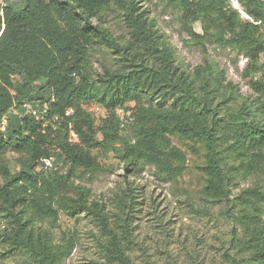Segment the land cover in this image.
<instances>
[{
    "label": "trees",
    "instance_id": "obj_1",
    "mask_svg": "<svg viewBox=\"0 0 264 264\" xmlns=\"http://www.w3.org/2000/svg\"><path fill=\"white\" fill-rule=\"evenodd\" d=\"M161 1L181 13L203 49L205 40L229 47L247 58L246 72L264 75V0H237L259 24L230 0ZM111 5L121 11L124 41L103 24ZM102 46L113 63L93 72L92 54ZM252 87L259 96L237 104L224 71L206 58L191 71L181 68L141 0H0V255L17 256L16 264H63L74 242L53 236L62 211L85 213L100 228L102 261L94 264H140L131 257L138 245L133 190L116 193L107 208L75 180L101 170L95 148L133 175L149 165L159 179H176L186 159L177 138L203 151L201 197L231 222L224 264H264V186L231 194L241 171L264 174V79ZM91 104L105 111L100 124Z\"/></svg>",
    "mask_w": 264,
    "mask_h": 264
},
{
    "label": "rangeland",
    "instance_id": "obj_2",
    "mask_svg": "<svg viewBox=\"0 0 264 264\" xmlns=\"http://www.w3.org/2000/svg\"><path fill=\"white\" fill-rule=\"evenodd\" d=\"M141 5L165 33L181 68L191 71L206 58L224 71L225 82L230 81L235 88L237 104L255 100L259 96L253 89L252 82L255 79H264V75L261 72H246V67L249 66L246 57L229 47L218 46L206 40L203 49L184 30L180 21L181 13L164 1L141 0ZM241 17L245 18L243 14ZM103 20L104 26L118 40L127 39V29L117 6L111 5L104 12ZM193 28L201 32L198 22ZM112 57L113 54L107 48H96L92 54L93 72H101L102 64L111 65ZM259 60L263 61L264 55ZM38 95L46 96L47 93L41 91ZM260 98L264 100V96ZM38 99L35 95L33 102L26 105L27 108L33 110V103H37ZM88 109L94 116L96 125L100 124L105 116L104 109L94 104ZM173 142L184 150L186 156L185 169L176 179H159L153 173L154 168L149 165H145L138 175H133L131 169L124 170L123 164L113 153L104 155L95 148L92 149V154L96 156L101 170L87 173L83 178L76 179L75 183L80 182L89 187L90 200L105 203L107 208L112 206L116 193H120L125 187L133 190L136 201L133 237L138 245L131 257L138 263L224 264L222 252L230 237L231 222L219 216V205L201 197L202 175L199 166L202 165L203 151L191 152L188 143L177 138ZM5 157L11 170L19 168L16 154L8 151ZM243 175L241 171L235 179L236 183L231 187L232 195L254 184L264 186V174ZM44 225H47L46 222ZM53 236L59 243L63 242V238L73 239L74 245L63 264H94L102 261L96 241V237L101 238V230L89 215L78 213L68 216L60 211L58 226L53 228ZM17 260L19 258L12 254L0 255V264H16Z\"/></svg>",
    "mask_w": 264,
    "mask_h": 264
},
{
    "label": "built area",
    "instance_id": "obj_3",
    "mask_svg": "<svg viewBox=\"0 0 264 264\" xmlns=\"http://www.w3.org/2000/svg\"><path fill=\"white\" fill-rule=\"evenodd\" d=\"M230 2H231V5L235 8V9H237L241 14H243V16L245 17V18H247V19H249L251 22H253L254 24H259L260 23V21L259 20H253L251 17H249V16H247L244 12H243V10H242V7H241V5L239 4V2L237 1V0H230ZM71 139L72 140H75L76 139V135L74 134V133H71Z\"/></svg>",
    "mask_w": 264,
    "mask_h": 264
}]
</instances>
